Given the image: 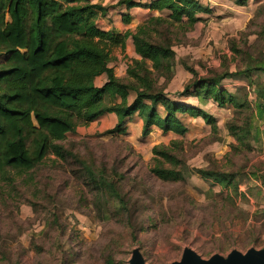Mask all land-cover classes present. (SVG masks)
I'll return each mask as SVG.
<instances>
[{
	"label": "rangeland",
	"instance_id": "374dc122",
	"mask_svg": "<svg viewBox=\"0 0 264 264\" xmlns=\"http://www.w3.org/2000/svg\"><path fill=\"white\" fill-rule=\"evenodd\" d=\"M199 1L210 12L194 26L134 10L132 31L149 22L142 38L174 51L149 78L173 97L196 77L228 75L220 86L236 101L181 95L216 120L181 114L184 135H143L137 115L124 133L112 132L113 114L76 127L33 170L0 181V264H130L135 248L147 264H170L186 248L206 259L264 249V0ZM130 45L111 56L125 82Z\"/></svg>",
	"mask_w": 264,
	"mask_h": 264
},
{
	"label": "trees",
	"instance_id": "16d2710c",
	"mask_svg": "<svg viewBox=\"0 0 264 264\" xmlns=\"http://www.w3.org/2000/svg\"><path fill=\"white\" fill-rule=\"evenodd\" d=\"M139 6L161 13L151 21H162L169 12L173 22L183 24L187 18L191 26L201 19L197 12H210L199 0H149ZM102 10L90 0H0V181L11 172L33 170L56 141L104 114L117 115L112 132H126L127 122L138 115L144 121L143 135L154 126L184 135L189 127L181 114L203 117L210 124L216 120L202 108L179 101L181 95L213 99L221 106L236 101L220 86L228 75L196 77L173 97L166 87L157 88L149 77L156 69L170 68L172 46L142 38L149 22L136 32L103 30L98 24ZM129 39L141 59L128 68L130 81L125 82L115 76L110 63L113 49H125ZM104 73L108 82L99 87L96 79ZM156 173L177 176L172 170Z\"/></svg>",
	"mask_w": 264,
	"mask_h": 264
},
{
	"label": "crops",
	"instance_id": "0c3cea01",
	"mask_svg": "<svg viewBox=\"0 0 264 264\" xmlns=\"http://www.w3.org/2000/svg\"><path fill=\"white\" fill-rule=\"evenodd\" d=\"M90 1L92 4H99L103 8V10L100 11L101 18L99 17L100 19L98 20V24L99 23L104 24L105 27H100V28H102L103 30H106V31H111V32L117 33V34H124L125 32H127L129 30L132 31L133 28H131V27H133V26L131 24L133 23V20L135 19V17H134V15H135L134 10L135 9L143 8L144 10H146V13H149V14L150 13H152V14L153 13L154 14L159 13V11H157V10L139 6V2L146 3L149 0H132V2H135V4L133 6H129V4L127 2L123 3V2H121V0H90ZM202 6H203V4H202ZM116 14H119V15H116ZM118 17L121 18V20H122V26H117V20H118L117 18ZM127 18H129V21H127ZM111 19H114L115 22L111 23ZM130 40L131 39L128 40L125 49L120 47L121 53L124 54V57H126L128 55V53H130V48H131ZM112 55H113V51L111 53V56ZM130 55H131V57H134L135 59H141V56L138 58V55L136 52L134 54H130ZM121 59H122V57L119 55V60L121 61ZM116 65H119V63L116 62ZM110 67L113 68L114 74L116 77H119V75L123 74L122 70H120L119 67L115 66V64L110 63ZM126 67H128V65H126ZM98 81H100L104 84L107 83L108 82V75L106 73L100 75L96 79V84ZM97 86L101 87V85H98V84H97ZM112 114L117 118V115L115 113H107V114H104L102 116L112 115ZM134 118H135V116L132 119H134Z\"/></svg>",
	"mask_w": 264,
	"mask_h": 264
},
{
	"label": "water",
	"instance_id": "95a60500",
	"mask_svg": "<svg viewBox=\"0 0 264 264\" xmlns=\"http://www.w3.org/2000/svg\"><path fill=\"white\" fill-rule=\"evenodd\" d=\"M130 264H147L140 248L133 250ZM170 264H264V249L252 248L245 253L233 250L227 257L216 254L206 259L196 250L186 248L181 260Z\"/></svg>",
	"mask_w": 264,
	"mask_h": 264
}]
</instances>
